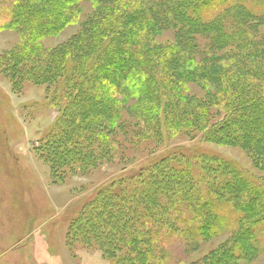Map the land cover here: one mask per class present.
Here are the masks:
<instances>
[{
    "label": "rangeland",
    "instance_id": "374dc122",
    "mask_svg": "<svg viewBox=\"0 0 264 264\" xmlns=\"http://www.w3.org/2000/svg\"><path fill=\"white\" fill-rule=\"evenodd\" d=\"M96 1L78 0V15L71 23L57 32L33 38L28 37L29 27L21 17L23 14L17 15L23 11L29 13L31 9V15H35L38 8L42 9L44 1L0 0V264H115L116 253L110 255L96 238L97 233L105 230L100 217L87 221L95 216L96 209L102 204L101 191L124 179H129L124 182V187L129 186L127 191H131L135 188V184L131 186L134 174L147 173L154 167L152 163L163 157H166L163 166L167 165L169 156L180 154L195 160L196 165L204 155L216 167L207 172L209 176L201 173L197 176L202 181L198 188L201 194L192 200L196 203L194 210L184 204L185 199L180 200L177 214L172 215L180 217V221L173 228L165 227L153 233L156 240L152 244L158 249L153 255H158L160 264H264V224L255 229L240 228L246 220L244 213L255 217L264 215V110L261 114L255 110L264 109L263 0H221L200 12L203 14L199 18L206 20L223 8L242 5L245 9L229 13V18L221 24L226 42L222 45L237 41L243 46L210 52L212 47L208 46L213 44V38L208 34H193L194 30L191 32L173 24L153 31L154 35L157 33V41L169 46L178 42L186 51L185 55L195 60V63L181 61L176 70L178 75L180 72L192 77L187 78L186 91L181 95L185 111L180 116L184 120L186 115L196 113L192 110L195 108H191L192 100L202 103L206 107L203 112L209 116L202 120L203 128H170L167 115L177 110L156 107L147 89L151 80L143 73L140 80L136 79L139 85L134 84L142 98L119 95L107 101L110 108L113 104L117 107L118 117L113 123L112 134L105 147L96 135L83 142L81 149L92 154L91 162L78 165L58 158L55 149L59 147L53 149L49 145L56 136L62 137L61 128L57 126L61 110L66 106L62 95L55 98V87L36 84L31 78L17 80L8 70L9 58L19 54L24 47L32 49L30 59L19 66L24 77L26 74L22 70H32L46 55L67 51L75 39L84 35L86 23L98 14L95 3L100 4V1ZM124 1L136 10L146 6L150 17L153 14L150 8H160L164 15L169 9V0ZM47 20L36 22L41 24ZM233 33L241 35V40H230ZM181 36L186 44L180 40ZM208 53L213 59L200 60ZM232 80L237 83L234 91L227 86ZM212 84L221 87L215 90ZM183 89L179 88L180 91ZM243 93L252 94L245 98ZM170 95L176 97L173 92ZM229 99L237 103L250 99L244 108L246 112L235 115L227 102ZM210 100L211 103H207ZM82 101L74 99V109H79ZM100 109L98 105V112ZM151 109H155V120L160 122L154 133L145 121ZM81 119L85 118L81 116ZM77 122L80 121L77 119ZM245 123H251L252 130L247 131ZM240 125L242 128L238 127ZM60 140L65 144L66 140ZM226 163L231 172L227 171L225 178L229 176L231 190L241 191L235 203L230 197H220L212 192V186L221 184L218 181L221 178L215 174L228 170ZM163 166L154 169L155 177L165 168ZM169 171L170 177L181 173L175 168ZM161 178L158 179L164 181ZM83 215L81 222L85 223L78 225V218Z\"/></svg>",
    "mask_w": 264,
    "mask_h": 264
},
{
    "label": "trees",
    "instance_id": "16d2710c",
    "mask_svg": "<svg viewBox=\"0 0 264 264\" xmlns=\"http://www.w3.org/2000/svg\"><path fill=\"white\" fill-rule=\"evenodd\" d=\"M43 1L41 4L42 9L38 8V13L34 10L35 15H31L32 9L29 13L26 12L24 14L23 11L17 15L20 17L23 14L21 17L29 27L28 37L31 35L36 38L39 35L43 36L47 33L57 32L68 23H71L73 17L78 15V7L76 5L78 0ZM97 1H100V4ZM97 1L95 3L97 7H95L99 15L97 14L95 19L93 18L92 21L89 20L86 23L83 30L84 35L75 39L73 46L67 51L64 52L62 50L52 55H46L44 60L36 62L32 70L28 68L22 70L23 74H26L24 77L19 72V66L26 59H30L33 54L32 49L29 46L27 48L24 47V50L19 52V54L9 58L10 65L8 70L17 80L31 78L36 84L47 85L49 88L55 87L53 95L55 98L62 95L61 98L64 99L66 106L61 110V118L57 121V126L59 129L61 128L62 137L56 136L50 141L49 145L53 149L55 147L60 149L63 146V149H55L57 157L59 158L60 156L64 160L77 162L78 165L80 163L88 165L91 162L92 154L84 153V150L81 149L83 142H88L87 140L90 139L91 135H96L103 140L102 144L105 147L106 140L108 141L112 134L113 123L115 118L118 117L117 107L113 104L110 108V102L108 103L107 101L111 100V97L116 99L119 95L137 100L142 98L137 94L134 84L139 85L136 83V79L140 80L143 73L146 76L149 75V78H147L151 80V86H148L147 89L154 99L153 103L157 105L156 107L158 109L163 107L170 109V111L174 108L177 110L174 114L169 112L167 115L170 128L174 126L175 129L179 130L184 126L189 128H194L195 126L197 128L198 126L197 129L199 130V126L202 127V120L209 117L203 112L206 107L194 100L190 102L191 108H195L192 110H196L194 111L196 113L191 116L186 115L187 117L185 116L186 119L184 120L183 116H180L185 111V101L181 100V95L187 88L186 80L192 77L186 74L181 75L180 72L178 75L176 70L179 68L181 61L184 62L186 60L190 63H195V60L185 55L186 51L182 49V44L177 42L178 44L174 43V45L170 44L169 46L168 43L164 44L157 41V33L154 35L153 31H157L163 25L173 24V26L181 25L183 29L187 28L191 32L195 31L193 34H208L213 38V44L211 43L208 46L212 47V49L209 48L210 52L214 49L222 50L235 45L243 46L242 42L237 41L231 45H222V43L226 42L225 37L222 35L224 28L221 23L225 18H229L227 16L233 14V11L245 9L240 4L223 8L213 18L205 20L202 19L203 17L199 18L203 14L200 12L209 6L212 7L214 2H221V0H169L167 5L169 9L168 11L167 9L165 10L166 15L162 13L160 8L153 7L150 8L153 11L151 17L146 6L144 8L138 7L136 10V8H131L124 0ZM259 1L261 2L262 0ZM45 7L48 8L46 9ZM193 12L198 16L193 15ZM153 15L155 18L152 17ZM44 18L48 20L41 24L36 22ZM218 24L221 26H218ZM240 38L241 35L233 33L229 39L239 40ZM180 40L184 44L187 43L182 36ZM205 55L208 56H204L200 60L204 61L205 59L207 61L210 57L213 59L210 53ZM159 77L164 78L160 79ZM235 80H232L227 85L233 91L237 86V83L234 82ZM220 87L212 84V88L215 90ZM223 87L227 88L226 85H223ZM179 88L180 90L184 89L180 91ZM171 92L176 94L174 95L176 97L171 96ZM249 94L252 93H243L245 98ZM76 98L77 100H83L79 109H74L73 102ZM249 100L244 103L240 100L237 103V101L229 99L227 102L230 108H233L232 111H234L235 115H243L246 112L244 108ZM97 102L99 103L97 104ZM207 103H211V100ZM98 105L102 108L100 112L97 110ZM255 110L261 114L264 109L258 108ZM154 111L155 109H151L145 117V121L149 123L148 129L152 130V133L160 125L159 120H155ZM88 114L89 116H87ZM81 116L85 119H81ZM77 119L80 122H77ZM200 120L201 122L199 123L198 121ZM244 126L247 131H250L253 125L245 123ZM238 127L242 128L241 125ZM106 130L108 131L107 133H105ZM221 134H224V132ZM60 139L66 140L65 144ZM81 142L82 145H80ZM165 158L163 157L153 162L152 166L154 165V167L148 169L147 173L139 172L134 174V178L131 179L134 182L131 186L135 184L133 190L127 191L129 186L125 185L124 187V182L129 179L121 180L119 183L102 190L100 194L102 204L96 209L95 216H91L87 220L92 222L96 216L100 217L105 230L101 231V233L97 231L99 233L96 232V238L104 244L110 255L114 256L116 253L117 256L113 257L116 261L115 264H160L157 259L158 255H153L155 254L154 251L158 250L152 244L156 240L153 233L156 231L160 232L165 227L173 228L174 224L180 221V217H172V215L177 214L178 210L176 208L179 203H182L179 202L180 200L185 199L183 201L184 204L187 203V206L191 207V211L194 210L196 203L192 200L201 194L198 188L202 181L198 180L197 176L200 173L204 176H209L207 172L216 167V164L207 161L208 157L206 158L204 155L200 156L198 165L193 163L195 160H190L180 154L175 157L169 156L168 160L170 162L163 166ZM226 165L228 170L215 174V176L218 174L217 178L223 180H218L221 182L219 186H212V192L214 195H220V197H224V195L230 197L231 202L234 201L235 203L239 200L241 191L231 190L229 184L231 180L229 176L225 178L227 173L231 171H229V165L227 163ZM159 166L165 167L159 174L164 181H160L158 175L155 177L154 169ZM173 168L180 170L181 173L170 177L171 171L169 170ZM212 172L214 177V171ZM248 182L252 183L250 179H248ZM230 193L233 195H230ZM100 211H103V214ZM244 215L246 220L242 222V227H240L242 229L249 227L255 229L264 224V215L258 214L256 217L249 213H244ZM82 217L85 216H79L78 225L85 223L84 221L81 222ZM107 228L108 230L111 228L114 232L107 231ZM101 238L103 240H100ZM250 244L252 245L253 242L251 241ZM124 247L129 249L124 250Z\"/></svg>",
    "mask_w": 264,
    "mask_h": 264
}]
</instances>
